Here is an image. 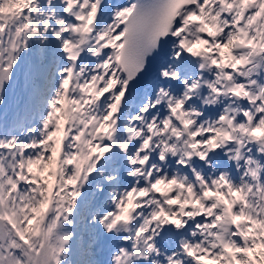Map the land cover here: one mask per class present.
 Returning <instances> with one entry per match:
<instances>
[{
	"label": "snow or ice",
	"instance_id": "6c2138e0",
	"mask_svg": "<svg viewBox=\"0 0 264 264\" xmlns=\"http://www.w3.org/2000/svg\"><path fill=\"white\" fill-rule=\"evenodd\" d=\"M0 264H264V0H0Z\"/></svg>",
	"mask_w": 264,
	"mask_h": 264
}]
</instances>
